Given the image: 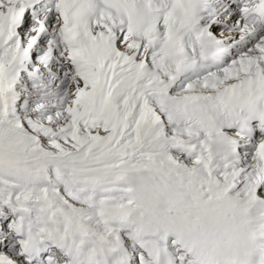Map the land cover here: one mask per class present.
Returning a JSON list of instances; mask_svg holds the SVG:
<instances>
[{
  "label": "snow or ice",
  "instance_id": "1",
  "mask_svg": "<svg viewBox=\"0 0 264 264\" xmlns=\"http://www.w3.org/2000/svg\"><path fill=\"white\" fill-rule=\"evenodd\" d=\"M0 264H264V0H0Z\"/></svg>",
  "mask_w": 264,
  "mask_h": 264
}]
</instances>
